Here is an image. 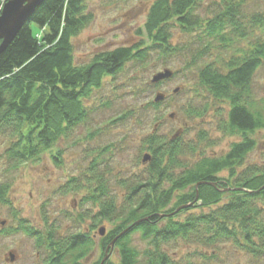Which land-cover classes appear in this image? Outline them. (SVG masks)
<instances>
[{
	"label": "trees",
	"instance_id": "1",
	"mask_svg": "<svg viewBox=\"0 0 264 264\" xmlns=\"http://www.w3.org/2000/svg\"><path fill=\"white\" fill-rule=\"evenodd\" d=\"M9 1L0 0V13ZM90 1L45 0L0 52V137L9 141L5 155L12 169L40 159L75 134L91 116L85 102L127 64H145L151 55L172 53L190 56L187 69L195 68L213 55L216 44L227 50L248 41L252 29L264 31V15L248 20L243 14L246 0L214 1L204 17L198 13L206 0H146L153 2L140 31L141 42L101 52L87 64L77 65L73 40L93 20ZM175 27L185 34L200 28L195 36L198 43L173 46ZM254 40L222 68L205 63L198 71L204 93L228 104L227 112L221 107L216 112L218 131L238 141L224 155L214 157L202 149L204 143L213 146L206 133H199L194 142L181 134L166 139L153 132L143 140L144 158H150L144 172L119 183L123 199L108 187V169L100 173L101 165L92 161L91 179L86 181L94 186L85 199L91 208L79 217L80 222L89 219L91 225L63 237L54 226L44 234L25 229L38 249L48 252L44 264H83L96 248L93 231L105 223L110 229L100 237L101 259L95 264H102L113 249L119 256L116 264L209 260L198 250L176 259L169 251L178 244L205 249L231 244L254 261H263L264 164L246 163L256 148L254 133L264 129V107H257L252 95L254 76L264 60V38ZM207 103L190 104L183 112L190 119L203 118L210 109ZM79 189L71 181L64 194ZM8 190L0 187V202Z\"/></svg>",
	"mask_w": 264,
	"mask_h": 264
},
{
	"label": "rangeland",
	"instance_id": "2",
	"mask_svg": "<svg viewBox=\"0 0 264 264\" xmlns=\"http://www.w3.org/2000/svg\"><path fill=\"white\" fill-rule=\"evenodd\" d=\"M214 1L218 0L204 1L197 13L206 16ZM152 2L90 1L88 12L92 14L93 20L73 40L75 63L84 65L101 52L141 42L140 31ZM242 11L248 20L255 15H264V0H246ZM199 31L200 28H196L185 34L180 27H175L172 31L173 46L180 48L187 47L190 42L198 43L195 36ZM257 38H264V31L258 28L252 29V36L248 41L237 43L233 48L225 50L220 44H216L213 55L195 68L187 69L190 56L172 53L165 57L151 55L152 58L145 64H127L115 77L106 78L102 88L95 90L85 102L91 116L75 130V134L62 140L53 151L47 152L40 159L29 161L17 169L9 166L5 155L9 141L0 137V187L9 189L4 194V202H0V264H44L48 252L38 249L35 238L27 236V228L44 234L54 226L57 235L63 237L83 231L91 225L89 219L80 222L79 217L91 208V204L85 203V199L94 183L89 185L86 179H91L88 169L94 160H97V166L101 165L98 168L100 173L108 169V187L123 199L124 190L119 187V183L144 172L143 140L153 132L166 139L181 134L186 140H196L194 142H198L199 133H206L213 146L210 148L204 143V153L214 157L224 155L232 143L238 141L217 129L216 112L220 107L223 112H227L228 104L215 102L204 93L199 86L198 71L205 63H214L222 68L221 65L237 55L242 46L246 47L255 42L252 39ZM144 40L146 43L145 36ZM165 71L172 72L173 77L153 84V78ZM177 89L178 93H174ZM158 94H163L165 99L155 103ZM252 95L257 107L263 108L264 60L254 76ZM207 102L210 109L203 118L190 119L183 112L190 104L202 106ZM253 139L256 148L248 156L246 163L262 165L264 129L254 133ZM71 181L79 185L80 189L64 194ZM17 225L20 226L19 230ZM102 227L106 231L110 229L107 223ZM102 227L93 231L96 248L83 264H95L101 259L98 231ZM136 244L139 249L143 247L140 241ZM195 250L209 258L205 263L197 259L196 264H264V259L261 263L254 261L252 257L235 250L231 244L211 249L178 244L170 248L169 253L179 259L188 254L195 255ZM107 255V261L118 263L116 250L113 249ZM212 257L216 259L213 260Z\"/></svg>",
	"mask_w": 264,
	"mask_h": 264
},
{
	"label": "water",
	"instance_id": "3",
	"mask_svg": "<svg viewBox=\"0 0 264 264\" xmlns=\"http://www.w3.org/2000/svg\"><path fill=\"white\" fill-rule=\"evenodd\" d=\"M45 0H11L2 8L0 13V52L4 51L17 37L20 30L25 24L29 21L31 16L34 14L35 10L40 7ZM173 77V73L170 71H165L156 75L152 83L158 84L164 80L170 79ZM178 93V89L174 91ZM165 99L163 94H158L155 99V103H160ZM172 117V116H171ZM150 158L145 156L144 163H146ZM99 236L103 237L106 234L105 228H100ZM114 243L112 244V247ZM11 262L14 261L13 256L11 255ZM102 262L105 263L106 259Z\"/></svg>",
	"mask_w": 264,
	"mask_h": 264
}]
</instances>
